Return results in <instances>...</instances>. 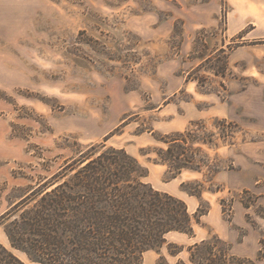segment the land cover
I'll return each instance as SVG.
<instances>
[{
	"label": "rangeland",
	"instance_id": "1",
	"mask_svg": "<svg viewBox=\"0 0 264 264\" xmlns=\"http://www.w3.org/2000/svg\"><path fill=\"white\" fill-rule=\"evenodd\" d=\"M222 120L237 128L213 127ZM196 122L213 135L217 147L202 150L221 171L170 179L142 152L160 146L146 130L167 135ZM100 143L136 158L144 182L191 214L209 209L193 238L166 236L181 254L165 245L143 264L186 261V247L212 235L264 264V0H0V215L76 149ZM193 182L204 187L200 202L181 190ZM244 190L257 198L250 209ZM0 244L38 264L2 226Z\"/></svg>",
	"mask_w": 264,
	"mask_h": 264
},
{
	"label": "trees",
	"instance_id": "2",
	"mask_svg": "<svg viewBox=\"0 0 264 264\" xmlns=\"http://www.w3.org/2000/svg\"><path fill=\"white\" fill-rule=\"evenodd\" d=\"M220 126L237 128L223 120L213 124ZM199 128L206 129L202 122L167 135L148 129L160 146L142 152L152 154V161L164 166L170 179L185 171L201 174L203 168L214 177L221 169L208 163L202 147L217 145L211 132ZM225 138L222 143H230ZM147 175L148 170L123 148L100 143L76 149L74 157L64 159L36 186L14 201L8 199L0 226L10 246L38 264H143L144 253L165 245L168 254L176 257L184 246L167 243L166 236L178 233L193 238L194 224L209 209L200 203L191 214L183 200L145 183ZM192 184H196L194 189ZM181 190L202 200L200 182L182 183ZM256 199L244 190L239 201L250 209ZM220 206L224 216V199ZM186 252L187 260L176 264H255L233 254L231 245L217 235L193 243ZM256 259L264 260V237L259 240ZM0 264L24 263L0 244Z\"/></svg>",
	"mask_w": 264,
	"mask_h": 264
}]
</instances>
